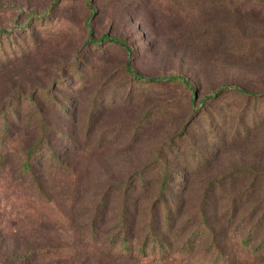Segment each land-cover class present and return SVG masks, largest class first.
<instances>
[{
    "label": "rangeland",
    "instance_id": "obj_1",
    "mask_svg": "<svg viewBox=\"0 0 264 264\" xmlns=\"http://www.w3.org/2000/svg\"><path fill=\"white\" fill-rule=\"evenodd\" d=\"M92 7L94 13L84 0H0V30L18 27L17 45L29 50L19 60L10 58L0 70V107L15 94L55 87L61 84L58 80L69 84L74 79L71 63H78L87 79L80 94L63 83L54 88L72 102V117L56 121L60 128L68 127L71 141L61 144V168L46 170L45 160L30 177L17 169L15 154L0 165V260L37 250L28 264H216L205 239L196 241L194 252L184 259L162 262L118 261L101 247L114 231L121 182L142 171L147 184L143 196L155 194L162 161L174 170L168 187L180 193L175 198L181 208L172 226L184 236L198 224L196 213L212 180L236 175L238 180L226 184L224 194L247 191L254 182L261 188L256 178L264 173V0H92ZM46 10H51L48 20L28 21L30 13L42 17ZM89 16L95 41L107 33L123 39L129 50L109 42L87 51ZM40 21L47 26L40 27ZM0 42L6 43L3 36ZM127 64L145 76L181 75L196 87L197 95L191 102L188 89L165 84L157 91L125 96L131 80ZM223 84L245 87L258 99L228 91L208 104L201 102ZM99 86L103 96L96 102L102 108L89 118L90 96ZM113 87L116 92L110 97ZM193 119L194 131L189 127ZM249 124L247 135L237 132ZM31 137V126L24 125L16 142L24 146ZM189 144L196 154L184 163L174 155ZM202 157H208L204 165L187 170ZM102 196L106 199L99 209V236L92 243L85 227ZM209 200L215 207L207 212L212 215L210 226L217 235L224 234L227 226L220 213L228 200ZM255 201L254 194L248 204ZM242 213L232 229L257 225L260 211L250 224ZM141 226L137 222L131 235H140ZM234 237L231 232L228 238L217 237L225 263L264 264V226L245 247ZM42 250L52 252L36 257ZM198 257L201 261L196 262Z\"/></svg>",
    "mask_w": 264,
    "mask_h": 264
},
{
    "label": "trees",
    "instance_id": "obj_2",
    "mask_svg": "<svg viewBox=\"0 0 264 264\" xmlns=\"http://www.w3.org/2000/svg\"><path fill=\"white\" fill-rule=\"evenodd\" d=\"M55 2L56 0H52V4ZM84 3L87 4V7L94 13L95 10L92 7V0H84ZM50 11L51 10H46L43 12L45 14L42 17H35L34 13H30L28 21L32 20L36 22L38 21L36 18L42 19L43 17L48 20ZM90 19L91 16L88 17L87 21L89 30V40L86 42L87 51L94 50L92 46H105L109 44V42H113L128 49L123 39L109 37L107 33L101 34L99 39L95 41L91 33ZM40 22V27L43 28L47 26L42 23L43 21ZM22 25V29H27L25 23ZM17 30L18 27H14L10 31L0 30V36H3V39L6 41L4 46L0 42V70L6 67L5 63L9 62L10 58L13 57L19 60L29 51L28 49H23V45H17ZM10 36L14 37L10 38ZM31 39L33 42L35 41L33 37L30 36L29 40ZM235 51L241 52V50L238 49H235ZM68 67L71 69L74 78L73 81L69 80V84H65V82L61 80L55 81L60 82V85L63 83L65 86H68L71 93L80 94L86 85L87 79H84V73L81 71V68L78 67V63H71ZM126 71L130 74L131 80H129L130 84L125 96L129 97L134 91H157L162 89L165 84L188 89L189 93H191V102H193L197 95L196 87L181 75L168 77L145 76L131 69L129 64L126 65ZM60 85L56 84L55 87ZM55 87L50 86L47 89L40 88L41 90L39 92L30 94H15L8 103L0 107V165L8 161L7 159L10 158V154H15L17 169L22 174L30 177L35 175L36 167L43 166L42 163H44L45 160L46 170H51L55 165H57L58 169L61 168L62 164L60 163V157L65 151V148L61 147V144L65 143L69 145L71 141L69 139L68 127L65 126L60 128L59 125L56 124V121L60 117H72L68 112L72 107V102L69 97H64L61 93H57L54 89ZM102 89L103 86H99L97 90L94 91V94L90 96L91 107L89 118H92V116L98 113V110L102 108H99L96 102L98 98L101 99L103 96ZM228 91L235 92L239 96H254L255 98H252L254 101L258 99L255 92L248 91L245 87L223 84L213 90L209 95L203 97L201 102L206 100L205 104H208L207 102L210 101V99H218L223 93ZM110 92V97H112L116 92V88L114 89L113 87L110 89ZM104 102H106V100H104L102 104H104ZM22 105L28 106V109L23 110ZM45 105L48 106V109H46ZM209 118L208 116V120L210 121ZM194 121L193 119L189 125L192 131L197 127ZM252 124H249L245 130L242 128L241 131L237 127V130H239L237 132L247 135L248 128H250ZM24 125L31 126L32 137L27 144L22 146L21 140L19 139L21 143V145H19V143L16 142V138L18 130ZM188 146L186 151L181 152L182 149H179L178 155L177 153L174 155L182 157L184 163L190 161V157L193 156L194 158L196 154V150L192 147L193 144H189ZM207 160L208 157H202L199 161L195 162L196 164L194 166H192L194 164L192 163L187 170L193 168L192 172H194L200 165H204ZM161 163V177L155 194L143 196L144 194L141 189L147 184L145 183V175L142 171L139 173L138 177L135 176L131 178V180H123L121 182L119 186L120 191L117 190L119 191L120 201L116 218L111 227L114 231L103 241L105 244L101 247L102 252L118 261L135 258L149 260L151 262H162L169 257L181 260L194 252L193 248L196 241L205 239L211 244L210 254L213 255L216 264H219L218 261L220 260L223 261V264H227L224 262V256L219 251L217 237L223 235L225 238H228L231 232L235 235L234 240L239 243V245L245 247L249 245L250 241L253 243L252 237L255 234L258 235L264 226V173H262L259 178H256L257 183L261 182V188L258 189V186L256 188V182H254L250 189L241 193L233 192L231 194H224L225 185L232 184L238 180L236 175L230 173L226 177L212 180L205 188L206 191L203 193L201 205L196 213L198 224L193 228L194 230L188 232L184 236L185 233H183L182 230H178L177 228L174 229L172 226V218L179 214L181 208L178 200L175 198L180 193H173L168 187L171 174L174 173V170L170 168L167 161H162ZM182 178L185 179V177ZM136 179H139L140 183L139 181L137 182ZM257 189L258 191H256ZM254 194L256 195V201L249 205L248 202L252 199ZM213 196L217 198H227L228 200L226 209L220 213L223 224L225 225L226 223L225 226H227L223 232L224 234L217 235L215 229L210 226V218L212 215L207 212L208 210H215V207L212 206L209 200V197ZM105 199L106 196H102L98 200L94 207L93 217L91 216L85 227V235L92 243H94L99 236V225L97 222L100 218L99 215H102L99 209L105 205ZM142 199L145 201L140 205V200ZM205 202H209V205L205 206ZM242 207L245 209H242ZM258 211H260L258 222L254 227L246 230L244 228H231L232 222L241 212H243V215L240 217H242L243 220H249L248 223L250 224ZM137 222L142 224L139 229L141 230V234L134 237L131 235V230H133ZM35 251L37 250H33V253L28 251L21 255H5L0 260V264H9L10 262L15 264H28L31 262L32 258L34 259ZM42 252V254L37 253L36 257L42 256V258H44L52 251L42 250ZM199 261H201L200 257L196 259V262Z\"/></svg>",
    "mask_w": 264,
    "mask_h": 264
}]
</instances>
